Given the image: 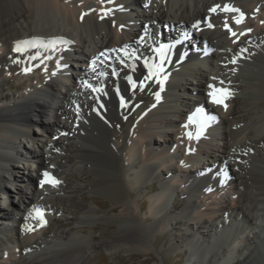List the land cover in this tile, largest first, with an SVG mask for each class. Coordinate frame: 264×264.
Returning <instances> with one entry per match:
<instances>
[{"label":"bare ground","instance_id":"1","mask_svg":"<svg viewBox=\"0 0 264 264\" xmlns=\"http://www.w3.org/2000/svg\"><path fill=\"white\" fill-rule=\"evenodd\" d=\"M145 3L0 0V88L7 85L18 92L9 99L0 96V187L8 202L0 206V264H80L99 244H106L114 258L121 249L147 254L153 250V236L172 224L185 237L175 246L188 250L185 264H249L264 247V183L256 173L264 161V83H252L243 70L247 62H253V69L264 66V0H147L148 7ZM225 4L244 13L242 23L233 19L239 13L221 10ZM216 5L221 7L210 12ZM132 7L139 11L134 13ZM197 21L199 33L192 27ZM225 22L235 36L225 29ZM158 23L168 30L155 31ZM149 33L156 37L150 50L138 43ZM180 36V45L191 38L195 45L190 47L206 51L204 63H176L181 47L172 41ZM168 38L172 53H167L165 65L155 49ZM24 41L30 42L24 51L14 52L16 43ZM63 45L73 52L68 63ZM46 54L59 61V69L41 57ZM93 58L97 59L90 69ZM149 58L163 67V86L156 77L145 80ZM74 65L83 81L69 82L65 76V67ZM26 67L31 71H23ZM129 77L136 83L133 89ZM210 84L230 90L227 109L211 103ZM121 97L126 107H121ZM188 97L197 100L198 108ZM70 106L73 112L66 110ZM82 110L87 114L80 115ZM48 112L52 116L45 119ZM194 114L197 120L215 117L199 140L186 135L195 134L196 124L188 123ZM89 116L97 124L94 131L82 124ZM61 118L71 124L63 125ZM31 124L39 127L41 137L30 134ZM19 137L26 142L30 138L31 146L29 141L20 143ZM66 144L74 148L71 155L63 154ZM17 147L24 152L17 153ZM11 153L31 154L35 164H23L22 174L15 165L9 171ZM216 158L223 163L212 169ZM201 160L210 172H202ZM45 171L60 181L56 187L40 186ZM7 178L17 182L18 203L10 196ZM150 181L158 182V192L148 196L146 213L153 221L145 223L136 219L135 200ZM77 189L106 193L110 213L102 214V204L94 200L88 205L85 196L76 201ZM179 195L186 203L171 211V199ZM70 206L77 209L70 211ZM34 207L44 211L45 225L33 219ZM65 209L77 222L75 230L52 231L55 225L70 224L51 221L52 215L64 216ZM99 218L108 221L107 229H117L108 240L96 239L94 230L87 229ZM222 248L228 250L225 255Z\"/></svg>","mask_w":264,"mask_h":264},{"label":"rangeland","instance_id":"2","mask_svg":"<svg viewBox=\"0 0 264 264\" xmlns=\"http://www.w3.org/2000/svg\"><path fill=\"white\" fill-rule=\"evenodd\" d=\"M134 9H135V7H134ZM137 11H139V10L135 9L133 12L136 13ZM199 31H200V28H199V30H196V33H199ZM250 64L247 62V63H245V66H243V70L245 71V73L247 71V73L245 74L246 78L249 81H253L252 83H256V84L261 85L262 81L264 83V79H263L264 78V66L254 67L255 69H253V65H254L253 62H251ZM250 77H251V79H250ZM15 79H13V82L17 83L18 82L17 77H15ZM20 88H22V85H20ZM14 92L18 93L17 91L10 90L9 88H7V85H2L0 88V96L2 94L7 99L12 98ZM260 96H263V94L260 93ZM185 97H187V96H185ZM188 99H190V98L188 97ZM83 100H84V98H82V97L79 98V101H83ZM101 101H103V99ZM188 101H189V104L192 106L197 103V100L195 98L194 99L191 98ZM205 102H206V100H205ZM66 110L69 112H73V109L71 108V106L67 107ZM80 113H79L80 115H82V113L87 114V112L85 110H82V112H80ZM93 118H94L93 116H89V118H85V120L82 122L83 126L86 127L88 131H94L93 128H96L95 125H97V124L94 123ZM60 121L65 126H69L71 124L69 120L64 119V118H61ZM32 125H35V124H31L30 127ZM33 132L36 133V137L42 136L40 129L37 125L34 127H31L30 134H33ZM158 138L159 137H156L155 139H158ZM164 139H168V137H164ZM18 141L20 143H24V141H25L26 145H28L27 143L29 141L30 142L29 146H31V144H32V141L30 138H29V140L27 139V142H26L25 139L23 140L22 137L21 138L19 137ZM66 145L69 146L70 144H66ZM71 148H72V146H69V148H66L65 151H67V152L66 153L63 152V154L64 155L65 154L71 155L73 150H74V148H72V149ZM18 149L20 151L22 148H18ZM21 152L23 153L24 151L21 150ZM21 152H17V153H21ZM28 155H29L28 160H31V158H32V160L28 161V162H26V161L23 162V160H22V161H17L15 163V161L13 159L12 163L8 167L9 171H11L12 165L13 166L15 165L16 168L14 167V169L18 172L20 171L18 174H22V171L24 170L23 164L24 165L26 164V166L35 164L34 159L31 156V154H28ZM20 158H22V157H20ZM221 163H223V159L222 158H216L214 161V164H212V166H211L212 169L219 168ZM201 164L200 165L203 167V170H204L202 172H205L206 170L208 171V167H210V166L207 164V162L204 160L201 162ZM257 166L258 167H257L256 173L259 176L258 178L261 179L264 183V161L262 163H258ZM204 168H206V169H204ZM10 181H11V179H9V183L7 185L8 191L10 189L9 193L11 194L10 195L11 198H13L16 203H18L19 195H17V192H16L17 182L13 181V180H12V182H10ZM157 183L158 182H156V181H150L149 183L145 184L142 187V189L140 191V196L136 197V200L134 199L135 194L132 197V199H134L136 201L137 205L139 206V209L137 208L136 213H135L136 219L142 220L145 223H150L153 221V218L150 217L148 215V213H146V212H147V207H148V203H149L148 202V196L154 192H158V191H155V188L157 189V185H158ZM6 196H7V192L5 190L0 191V206H7L8 202L6 200ZM81 196L86 197V202L88 205H91V202H90L91 200H94L95 202H97L98 205L102 204V207L100 206V211L102 212V214L110 213V210H109L111 208L110 197L106 193H104L102 191H98V190H94V191L92 190V192L90 194H87L86 192H84V191L81 192V190L77 189V192L74 193V198L76 199V201ZM171 202H172V207H170V210L173 211V210H176L177 208H182L185 205L186 200L182 195H179V196L173 197L171 199ZM70 208H71L70 211H74L77 209L76 206H70ZM70 211L68 209H65L64 216H59V215H52L51 216V221H52V219L53 220L58 219L61 221L70 222V224H68L66 226H56L55 225L53 227L52 231H58V233H60V231L63 232V231H68L69 229H73V226H75L77 222L74 219V217L72 216V214L70 213ZM5 222H7V221H5ZM108 224L109 223L106 219L99 218L98 220L91 222L88 225L87 229H88V231L94 230V232H92V233L94 234V237L96 239H102L103 238L104 240H108L111 238L113 231L117 230L115 228H108L107 229L106 227L108 226ZM130 227H131V224H130ZM73 230H75V229H73ZM205 235H206V233H205ZM261 238L263 239V242H264V236H262ZM184 239H185V237L182 234V230L179 229V227L177 225L172 224L171 226L168 227V229L160 231L153 236L152 243H153L154 247H153V250L149 251V253H147V254L141 253L139 251H134L131 253V252H126L124 249H121L117 252L116 257L114 258V257L110 256L109 253H107L106 248L104 246L106 244H99L96 247V249L94 250L95 252L93 251L91 254H89V256L86 259L82 260L80 262V264H185L187 262V260H189V258H190L188 256V250L182 248L181 246H180V248L175 247L177 244H179V242H182ZM227 252H228V250L226 248L221 249L222 255H225ZM212 260H215V257H213ZM249 264H264V247H261V249L257 253H255L253 258L250 259Z\"/></svg>","mask_w":264,"mask_h":264},{"label":"snow or ice","instance_id":"3","mask_svg":"<svg viewBox=\"0 0 264 264\" xmlns=\"http://www.w3.org/2000/svg\"><path fill=\"white\" fill-rule=\"evenodd\" d=\"M145 7H148V3L146 0V3L144 5ZM220 5H216L213 8L209 9L210 12H216V10L218 8H220ZM222 11L225 12H236L239 13V17H233L234 21L236 24H240L243 22L244 19V13L238 9V8H234L231 7L228 4L223 5V8L221 9ZM105 14H107L105 12ZM262 24H264V21H261ZM199 25H200V21H197L195 24L192 25V27L194 29L199 30ZM208 27H213V25L211 23H208L207 25ZM225 29H227L229 31V33H231V35L235 36L236 33L232 32L231 27L228 25L227 22H225L224 24ZM248 32H251V29H247ZM241 35H244V33H241ZM141 42H143V37H141ZM30 42L28 41H24V42H17L15 47L13 48L14 52H23L24 51V46L25 45H29ZM55 42H53V46H54ZM167 46L165 45H160L159 48L155 49V51L159 54H163V52L165 51V48ZM123 51V50H121ZM101 55H103V53H101ZM124 55L128 56L129 54L124 51ZM134 56V54H133ZM33 59H35V57H33ZM97 58H93V65H95ZM14 62H18V61H14ZM233 63H235V59H233L232 61ZM121 63H124L123 60H121ZM145 66L148 67L149 71H148V75L145 77V80L148 79H152L153 77H156L159 84L161 86H163L164 80L159 78V73L163 72V67L161 65H156V66H152L149 65L147 61H145ZM23 71L25 72H29L31 71V68H24ZM115 74V73H113ZM101 75H103V73H101ZM129 82L131 83L132 87L135 88L136 87V83L133 82L131 80V77L128 78ZM164 79H167V77H165ZM223 82H221L222 84ZM85 87H89L92 88V85H90L87 81L83 82ZM144 81H140V86L143 87ZM209 88L211 89V91H209L208 96L209 99L211 101V103L218 105V106H223L225 109H227L228 105L226 103L227 99L230 97L231 92L229 89H226L224 87H216L212 84L209 85ZM93 91H98V89L93 88ZM156 97L157 99H159V93H156ZM121 107H126V102L124 101L123 97H121ZM197 113H201L202 110L201 109H197L196 110ZM215 119V117H207L204 118L203 116H201V118L199 120L195 119V114L193 116H189L188 118V123L189 124H196V131L195 134H193L191 131L187 132L186 135L187 137L191 140V139H196L199 140L201 138V136H203L204 134V129L205 127H207V122L211 121ZM185 127L187 128L188 125L186 124ZM183 163V162H182ZM43 178L40 180V186L44 187L46 184L47 185H51L52 187H56L60 181L58 179H56L54 176L51 175V173H49L48 171L43 172L42 174ZM208 191H211V189H208ZM33 219H37L39 221V226H43L47 223V221L44 218V211L39 208V207H34L33 208ZM28 230H32L31 228H29Z\"/></svg>","mask_w":264,"mask_h":264}]
</instances>
